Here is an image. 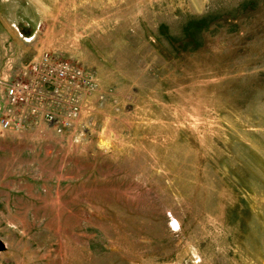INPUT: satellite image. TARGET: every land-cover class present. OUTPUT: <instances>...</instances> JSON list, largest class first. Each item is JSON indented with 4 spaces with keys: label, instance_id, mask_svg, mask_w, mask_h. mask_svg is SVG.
Here are the masks:
<instances>
[{
    "label": "rangeland",
    "instance_id": "1",
    "mask_svg": "<svg viewBox=\"0 0 264 264\" xmlns=\"http://www.w3.org/2000/svg\"><path fill=\"white\" fill-rule=\"evenodd\" d=\"M47 51L96 87L0 127V264H264V0H0V117Z\"/></svg>",
    "mask_w": 264,
    "mask_h": 264
},
{
    "label": "built area",
    "instance_id": "2",
    "mask_svg": "<svg viewBox=\"0 0 264 264\" xmlns=\"http://www.w3.org/2000/svg\"><path fill=\"white\" fill-rule=\"evenodd\" d=\"M95 87L91 71L56 53L44 52L28 65L23 76L6 82L8 108L0 117V127L8 129L44 120L64 134L80 119L81 97Z\"/></svg>",
    "mask_w": 264,
    "mask_h": 264
},
{
    "label": "water",
    "instance_id": "3",
    "mask_svg": "<svg viewBox=\"0 0 264 264\" xmlns=\"http://www.w3.org/2000/svg\"><path fill=\"white\" fill-rule=\"evenodd\" d=\"M0 248H1V243H0Z\"/></svg>",
    "mask_w": 264,
    "mask_h": 264
}]
</instances>
